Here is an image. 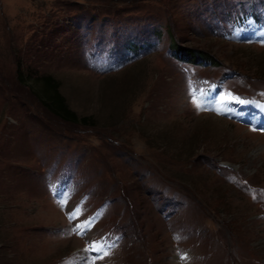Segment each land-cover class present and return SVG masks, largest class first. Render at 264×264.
Segmentation results:
<instances>
[{"label": "rangeland", "instance_id": "374dc122", "mask_svg": "<svg viewBox=\"0 0 264 264\" xmlns=\"http://www.w3.org/2000/svg\"><path fill=\"white\" fill-rule=\"evenodd\" d=\"M90 260L264 264V0H0V264Z\"/></svg>", "mask_w": 264, "mask_h": 264}, {"label": "trees", "instance_id": "16d2710c", "mask_svg": "<svg viewBox=\"0 0 264 264\" xmlns=\"http://www.w3.org/2000/svg\"><path fill=\"white\" fill-rule=\"evenodd\" d=\"M17 81L25 85L39 104L50 114L58 119L82 125H92L87 116H77L65 103L63 96L58 91L57 81L49 74L31 75L21 77L17 70Z\"/></svg>", "mask_w": 264, "mask_h": 264}, {"label": "snow or ice", "instance_id": "6c2138e0", "mask_svg": "<svg viewBox=\"0 0 264 264\" xmlns=\"http://www.w3.org/2000/svg\"><path fill=\"white\" fill-rule=\"evenodd\" d=\"M226 97H221V99H225ZM199 106V105H198ZM255 130V129H253ZM62 207H66V202H62ZM82 214V208H77L69 213V219H73L76 216ZM81 228L87 229V222L84 225L77 224L74 228L73 231L77 232L78 234H84L83 232H80L79 230ZM102 247V245H98L96 243H90L89 246L85 249V251L93 250V251H99V249ZM104 255H107V252L104 253ZM99 259H103V256H99ZM88 264H95V260H90Z\"/></svg>", "mask_w": 264, "mask_h": 264}, {"label": "bare ground", "instance_id": "6f19581e", "mask_svg": "<svg viewBox=\"0 0 264 264\" xmlns=\"http://www.w3.org/2000/svg\"><path fill=\"white\" fill-rule=\"evenodd\" d=\"M220 101H221V100H220ZM214 106H215L214 108H216V109H218V110H223L222 107H219V104H218V103H215Z\"/></svg>", "mask_w": 264, "mask_h": 264}]
</instances>
